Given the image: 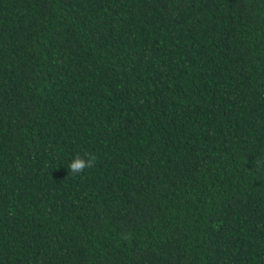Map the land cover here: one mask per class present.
Returning <instances> with one entry per match:
<instances>
[{"label":"trees","instance_id":"16d2710c","mask_svg":"<svg viewBox=\"0 0 264 264\" xmlns=\"http://www.w3.org/2000/svg\"><path fill=\"white\" fill-rule=\"evenodd\" d=\"M258 159L264 0H0V264H264Z\"/></svg>","mask_w":264,"mask_h":264},{"label":"clouds","instance_id":"9594fccd","mask_svg":"<svg viewBox=\"0 0 264 264\" xmlns=\"http://www.w3.org/2000/svg\"><path fill=\"white\" fill-rule=\"evenodd\" d=\"M96 160L97 157L94 153H88L86 157L79 154L76 155L68 166L70 175L83 174L86 169H91L95 166ZM255 166L264 168V160L258 159Z\"/></svg>","mask_w":264,"mask_h":264}]
</instances>
